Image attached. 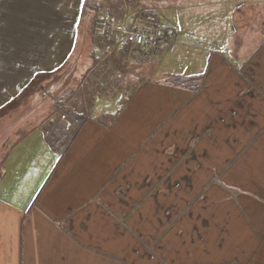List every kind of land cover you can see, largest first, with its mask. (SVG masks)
<instances>
[{
  "label": "rangeland",
  "instance_id": "rangeland-1",
  "mask_svg": "<svg viewBox=\"0 0 264 264\" xmlns=\"http://www.w3.org/2000/svg\"><path fill=\"white\" fill-rule=\"evenodd\" d=\"M126 1L131 5L127 15H123L126 11L121 9L122 4H119L120 9L115 11L108 9L111 4H124ZM246 1L248 4L244 11L247 12L245 20H248V23L243 20L242 25H238L237 34H240V37H233L230 40H242L244 47L238 51H246V53L237 54V50L233 48L230 54L221 49L219 56L217 54L207 55V48H214L215 42L214 39L208 38L207 44L203 43L202 37L196 38V34L191 32L195 19L201 20V17L195 14L190 19V24H180L183 29L182 34L174 32L177 43L172 44V35L168 36L167 41L159 49H149L154 55L133 48L138 53L130 52L124 57L119 54L113 58L115 65L114 74L111 77L106 75L108 71H105V64L108 63L105 62L106 56L103 53L80 55L77 61H74L76 58L74 56L63 71L39 74L30 90H26L23 94L22 91V95L20 94L11 106L0 110V174L7 153L24 136L21 133L26 130H45L51 147L66 156L74 139L84 129L83 127L95 120H98L97 123L105 128L112 129L100 130L103 131L102 142L126 144L129 151L127 169L131 172L135 170V166H138L137 163L152 165L157 160L162 163L169 161L167 155L164 154L168 153V150L157 151L154 146L167 147L174 142L183 144V148L188 151L187 156L177 149H175L176 156L173 151H170L171 159L175 160L176 166L161 168L155 177L145 174L143 181L137 183L136 179L131 177L124 185V189L119 190L121 196L127 195L129 185L135 186L139 183L141 185H138V191L131 190L129 197L117 196L114 179L120 167L114 166L113 181L106 184L109 194L106 192L103 194L102 206H105L104 202L109 203L106 199L114 196L113 203L121 202L123 208L117 206L111 211L107 208L112 218L111 221L108 218L105 219L100 213L96 220L93 218L89 223V214L91 209H94L90 201L78 204L79 210L76 209L69 214L65 213L64 216L62 214L64 218L63 223L60 221V226L64 228L67 236L81 246L73 251L77 257L75 259L78 260L77 264H169L170 258H174L176 264H180L179 261L182 262L183 259L185 263L193 259L192 264H208L201 263V259L196 260V257H202L205 248L200 245L198 239H196V245H192L187 237L179 238L178 236V229L181 225L177 222L181 220L180 223L185 224L187 215L191 216L188 213L190 209L194 211L199 208L197 197H195L196 192L191 196L181 192L182 197L175 200L173 208L176 214L171 220L172 224L168 226L169 232L164 231L157 222L154 223L157 217L162 216L154 210L152 201L156 197L158 190L156 187L163 184L181 186L185 175L184 162L192 155L201 157L208 154L207 160L202 161L207 165L190 166L189 169V173L193 176L198 172H207L199 176L200 181L208 178L206 190L210 191L213 186L218 185L226 193L233 195L237 190L222 180L225 178L230 181L237 180L236 184L243 186L245 193L264 197V70L256 71V76H249L246 71L243 76H240L243 67L244 70L251 68L254 56H258L255 63L262 65L264 55H251L247 51H251V46H257L261 40L264 41V38L260 40L261 36L264 37V0ZM254 1H257V4L254 5ZM140 2V0H99L98 5L89 2L90 6L84 11L90 21L87 27L84 26L90 36L87 40L88 47H91V43L97 48L98 46L103 47L104 39L98 34L97 29L106 19H111L117 27L124 25L127 30L131 29L135 20H138V24L142 27L144 21L139 19L142 9L138 5ZM175 2L185 12V0H175ZM144 4L150 5L151 0H144ZM225 11L220 12L221 21L224 20ZM158 12L161 23L157 26L152 24L153 27L162 32L169 30L168 17L172 16L171 9L162 8ZM231 26L233 28V23ZM122 41L123 38L120 39L119 45ZM201 45L203 49H194V46ZM225 56H228V62H235L240 67H229L222 73V77L217 78L216 71L224 66L221 60ZM204 58L210 59L209 64L203 63ZM195 74L203 75V77L191 81L187 79ZM91 78L98 80L100 86H94L90 81ZM151 81L161 82L160 90L156 89V92H153L148 89L146 84L152 83ZM106 84H111L113 87H106ZM250 90L251 93H243ZM120 95L121 103H115L112 107L109 102ZM173 96H176V114L171 121L164 120L166 123L170 121L169 125L173 130L167 128L156 130L154 125L157 124L158 119L154 118L152 113L156 101L160 99L164 102ZM95 100L97 104H100L104 113H107L104 122H100L103 121L101 118L87 117L93 113ZM88 106H91L90 111L86 109ZM180 111H187L190 114L188 113L187 117L179 116ZM113 131H121V134L114 135ZM184 132L186 133L182 134ZM64 136L67 137L63 141ZM171 148H174V145L169 150ZM112 151L113 159L120 160L124 157V152ZM139 158L143 161L139 162L137 160ZM178 175L180 178H177ZM77 178L80 188L85 185L86 180H93L91 176L88 178L85 174L76 173L74 180ZM145 189H148L150 199H142L145 195L142 191ZM188 190L191 188L189 187ZM204 194L205 190L198 196L201 197ZM134 197H139V201ZM173 197L175 195H172L171 200ZM99 199L101 198L97 196L93 202L98 203ZM217 204L234 209L230 207L232 205L228 200L218 202L210 200L208 206L213 209ZM142 209L147 210L141 212ZM166 209L169 207L166 206ZM78 213H81V221H75L74 226L69 228V221L73 224L72 217L76 218ZM140 216L146 223H142ZM95 221H97L96 231L94 230ZM152 222L153 226L148 229L147 225ZM167 234L175 240L170 239L169 246L168 241L163 239ZM2 237L0 264H23L25 253H30V247L21 244L15 232H12L10 237L7 234H3ZM13 241L14 243L11 244ZM245 244L242 241L240 247ZM208 248L212 251L211 256L217 260L220 254L216 247H211L209 244ZM46 250L45 261H40L38 264H51L46 260L48 257H56L55 264H73L72 251L66 249L62 242L54 240L50 246L38 248L35 255L39 251L46 252ZM161 250H163V255ZM256 250L257 252H254L255 254L249 261L232 254L230 257L222 258V262L223 264H256L257 262L264 264V250L261 251L258 247ZM91 252L95 253L94 262L86 263L88 253ZM158 260H161V263Z\"/></svg>",
  "mask_w": 264,
  "mask_h": 264
},
{
  "label": "crops",
  "instance_id": "crops-1",
  "mask_svg": "<svg viewBox=\"0 0 264 264\" xmlns=\"http://www.w3.org/2000/svg\"><path fill=\"white\" fill-rule=\"evenodd\" d=\"M98 1L94 3L98 5ZM140 1L138 5L142 9L140 10L139 19L144 21V25H154L156 20L160 24L161 18H159L158 10L162 8L171 9L172 16L168 17V31L173 33H171L173 35L172 44L177 43L175 33L180 32L182 34L183 29L181 26L190 24V19L196 14L201 17V20L195 19L191 32L196 34V38L202 37L203 43L207 44L208 38L214 39L215 42L214 48H207V55L217 54L219 56L221 49L230 54L233 48L237 50V54L246 53V51H238V49L244 47L242 40L230 41L233 37H240V34H237L239 31L238 25H242L247 14L244 11L248 4L246 0H185V12L175 0H151L150 5H145L144 0ZM85 4L86 0H0V110L11 106L30 84L31 80L35 78L36 74L61 72L68 66L69 61L74 56H76L74 61H77L80 55H99L103 53L106 56L105 62L109 64H105V71H108L106 75L111 77L114 74L115 65L113 58L119 54L124 57L130 52L138 53L124 39L118 46L119 48L117 47L111 54L105 52V43L103 47H100L95 41L99 48L92 43L91 47H88L87 40L90 36L86 32V27L90 21L89 16L84 14ZM119 4H122L121 9L126 11L123 15H127L131 8L128 1L124 4H111L108 9L112 11L120 9ZM253 4H257V1H254ZM231 9L233 11H229ZM223 10L226 11L224 12V20L221 21L220 12ZM134 22L138 23V20ZM245 23H248V20H245ZM117 28H121V26ZM261 38L264 37L261 36L260 40ZM203 48L202 45L194 46L196 50ZM144 51L149 55H154L150 50L145 49ZM247 52L251 55H264V41L261 40L257 46H251V51ZM257 57L254 56L251 68L244 70L243 67L241 69L240 76H243L245 71L249 76H256V71L264 70V58L262 65H260L255 63ZM202 60L204 64L210 62L209 58ZM228 60V56L222 58L221 61L224 66L216 71L217 78L222 77V73L229 67H240L239 64L232 61L228 62ZM198 77H203V75L195 74L188 78ZM90 81L94 86H100L98 80L91 78ZM151 82L146 84L148 89L153 92H156V89L160 90L161 82ZM106 87L112 88L113 86L106 84ZM243 93H251V90ZM175 99L176 96H173L164 102L160 99L156 101L155 108L152 111L154 118L158 119L157 124L154 125L156 130H162L163 128L173 130L169 123L176 114ZM115 103H121V95L109 102L112 107ZM86 109L90 111L91 106ZM92 110L93 113L87 117H92L91 119L101 118L103 121L100 122H104L107 113H104L96 100ZM188 113L187 111H180L178 115L187 117ZM164 120L170 121L166 123ZM97 121H90L89 124L83 127L84 129L76 136L66 156L49 145L43 129H31L21 133L24 136L7 153L0 174V246L2 245L3 234L10 237L11 233L15 232L21 240V244L30 247V253H25L23 264H38L40 261H45L47 250L46 252L39 251L36 255L35 251L40 247L50 246L54 243V240L62 242L66 249L72 251L73 264H77L78 260L75 259L77 257L73 251L81 248V246L67 236L64 228L60 226V221L63 223L64 218L62 214L64 216L65 213L69 214L76 209L79 210L78 204L90 201L94 209H91L92 211L89 214V223L93 218L96 220L100 213L103 214L105 219L108 218L111 221L112 218L110 213L107 212V208L110 211L117 206L123 208L121 202L113 203L114 196L106 199L109 203L104 202L105 206H102L103 194L105 192L109 194L106 184L113 181L114 166L117 168L124 167V169H118L114 179V187L117 189L116 193L118 192L117 196L124 198L130 196L131 190L138 191V185H141V183L135 186L129 185L127 195L122 194L124 196H121L119 190L124 189V185L131 177H134L137 183L143 181L145 174L148 176L151 174L155 177L159 174L161 168H169L171 165L175 167V160L171 159L170 151L174 152V156L177 155V151H182L184 156L188 155V151L183 148V144L173 142L167 147L163 145L154 146L157 151L168 150V153L164 154L167 155L169 161L162 163L157 160L152 165L137 163L138 166L134 165L135 170L131 172L127 169L129 166V151L126 144L122 142L118 144L102 142L103 131L100 130L112 129L105 128ZM113 133L114 135H120L121 131H113ZM172 145H174V148L169 150ZM189 147L191 148V143ZM112 150L124 152V157L120 160L113 159ZM207 157L208 154L201 157L192 155L189 160L184 162L185 169L183 172L185 175L181 186L163 184L156 187L158 190L152 201L154 210L162 216L157 217L154 223L157 222L164 231H168V226L172 224L171 220L176 214L173 208L175 200L182 197L181 192L188 196L196 192L195 197H197L199 208L194 211L192 208L190 209L188 213L191 216L187 215L185 224L180 223L181 220L177 222L181 225L178 229L179 238L187 237L191 240L192 245H196V239L199 240L200 245L205 247L202 257H196V260H202L201 263L223 264L222 258L230 257L232 254L235 257L239 256L245 261H249L257 252V247L261 248V251L264 250V197L245 193L243 186L236 184L237 180L230 181L225 178H222V180L237 190L233 195L229 192L226 193L218 185L213 186L210 191L206 190L208 178L206 177L205 180L200 181L199 176L202 175L201 173L207 174V172H198L197 175L193 176L189 173V169L190 166L207 165L206 162H202L207 160ZM137 160L139 162L143 161L142 158ZM79 168L83 170L80 171ZM149 168L153 169L150 170ZM76 173L79 175L85 174L88 178L91 176L93 180H86L85 185L80 188L78 178L74 180V174ZM177 178H180L179 175ZM172 183L176 184V182ZM189 187L191 190H188ZM204 190L205 194L201 197L198 196ZM142 192H145L142 199H150L148 189ZM172 195H175V197L171 200ZM97 196L102 200L99 199L98 203L93 202V199ZM162 197L163 199H161ZM134 198L139 201V197ZM210 200L217 202L228 200L232 205L230 207L234 209L219 204L212 209L208 206ZM166 206L169 209H166ZM145 210L147 209H142L141 212ZM80 216L81 213H78L76 218L72 217L73 224L69 221V228L74 226L75 221H81ZM140 217L142 223H146L142 216ZM151 226H153V222L152 224L149 223L147 228L149 229ZM96 228L97 221H95V231ZM168 235L163 239L168 241L169 246L171 240L174 239ZM242 241L246 244L240 247ZM209 244H211V247L215 246L218 250L220 256L217 260L211 256L212 251L208 248ZM161 252L163 255V250ZM94 259L95 253H88L86 263L89 261L94 262ZM46 260L51 264L57 262L56 257H48ZM158 262L161 263V260H158ZM179 262L180 264L194 263L193 259L186 263L184 259ZM168 263L176 264V260L170 258ZM256 264L261 263L257 262Z\"/></svg>",
  "mask_w": 264,
  "mask_h": 264
},
{
  "label": "built area",
  "instance_id": "built-area-1",
  "mask_svg": "<svg viewBox=\"0 0 264 264\" xmlns=\"http://www.w3.org/2000/svg\"><path fill=\"white\" fill-rule=\"evenodd\" d=\"M117 33L119 34L116 37ZM99 35L106 42V52L112 53L120 35H124L128 44L138 48H155L159 49L167 41L166 34L156 29H142L133 26L127 30L122 27L118 30L112 20L104 21L99 28Z\"/></svg>",
  "mask_w": 264,
  "mask_h": 264
},
{
  "label": "trees",
  "instance_id": "trees-1",
  "mask_svg": "<svg viewBox=\"0 0 264 264\" xmlns=\"http://www.w3.org/2000/svg\"><path fill=\"white\" fill-rule=\"evenodd\" d=\"M96 1H98V0H86L85 8L89 7V6H90V3H94V2H96ZM89 2H90V3H89ZM94 4H95V3H94ZM155 20H156V18H155ZM154 25H155V26L158 25L157 20L155 21ZM167 31H168V30H167ZM167 31H165V32H167ZM165 34H166V33H165ZM166 35H167V34H166ZM38 77H39V75H36V77L33 79V81L30 82V84L27 86V88L23 90L22 94H23L24 92H26V90H30V89L33 87L34 81H35ZM192 79H195V78H190V79L188 78L189 81H191ZM22 94H21V95H22ZM66 137H67V136H64V137H63V141L66 139ZM46 138H47V137H46ZM47 141H48V139H47ZM48 143H49V142H48ZM49 145H50V143H49ZM50 146H51V145H50ZM56 151H59V150H56Z\"/></svg>",
  "mask_w": 264,
  "mask_h": 264
}]
</instances>
